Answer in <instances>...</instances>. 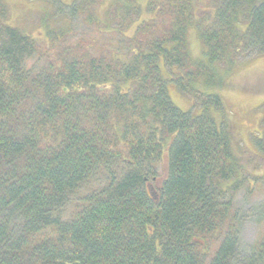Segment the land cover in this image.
<instances>
[{"label":"trees","instance_id":"obj_1","mask_svg":"<svg viewBox=\"0 0 264 264\" xmlns=\"http://www.w3.org/2000/svg\"><path fill=\"white\" fill-rule=\"evenodd\" d=\"M129 1L134 17L115 30L49 32L48 45L0 6V264H232L244 169L206 90L222 86L217 65L264 56V0H147L151 16L125 36L141 16ZM193 26L205 59L190 55ZM33 57L41 66L26 69ZM160 64L176 74L164 80ZM168 82L200 114L175 107ZM254 146L264 155V136Z\"/></svg>","mask_w":264,"mask_h":264},{"label":"rangeland","instance_id":"obj_2","mask_svg":"<svg viewBox=\"0 0 264 264\" xmlns=\"http://www.w3.org/2000/svg\"><path fill=\"white\" fill-rule=\"evenodd\" d=\"M76 1H81L78 7L70 8ZM83 1L0 0V6L5 9V24L8 27L47 45L49 32L76 41L94 37V23H110V30H115L128 10L127 15L132 19L134 17L132 10L135 5L132 6L129 0ZM146 2L138 0L141 16L128 30L118 28L125 36H131L141 21L151 16L146 10ZM195 9L196 18L206 15L203 5L199 4ZM114 14L118 15L117 18ZM110 17L112 20L109 22L107 19ZM188 46L192 59H205L204 47L195 26L189 29ZM41 64L35 57L24 61L26 69H37ZM215 68L222 86L207 88L206 92L216 94L222 101V115L229 122L234 151L241 157L244 169L240 178L243 179L242 186L234 196L237 238L232 264H264V246L257 249L259 242L264 241V155L257 152L254 146L255 141L264 136V56L248 54L237 58L231 65L220 64ZM160 73L168 81L172 73L176 74V70H168L160 64ZM167 93L181 112L194 116L200 114V109L193 107L191 101L182 96L172 82L167 83ZM213 114L215 119L221 116L220 113ZM166 173L167 160L164 158L154 178L158 179ZM153 179L146 185L157 196L158 189Z\"/></svg>","mask_w":264,"mask_h":264},{"label":"water","instance_id":"obj_3","mask_svg":"<svg viewBox=\"0 0 264 264\" xmlns=\"http://www.w3.org/2000/svg\"><path fill=\"white\" fill-rule=\"evenodd\" d=\"M166 176H167V173L164 174V176H162V177H160L158 179H155V178L153 179V181L155 183V186L157 187L158 190L161 189L162 183L165 180Z\"/></svg>","mask_w":264,"mask_h":264},{"label":"flooded vegetation","instance_id":"obj_4","mask_svg":"<svg viewBox=\"0 0 264 264\" xmlns=\"http://www.w3.org/2000/svg\"><path fill=\"white\" fill-rule=\"evenodd\" d=\"M149 193H150V194H153L152 191H151L150 189H149Z\"/></svg>","mask_w":264,"mask_h":264}]
</instances>
